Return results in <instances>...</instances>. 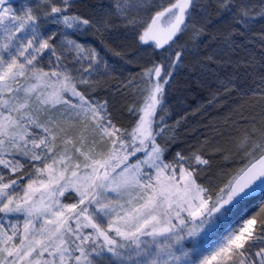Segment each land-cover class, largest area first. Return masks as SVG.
Returning a JSON list of instances; mask_svg holds the SVG:
<instances>
[{
  "label": "snow or ice",
  "instance_id": "1",
  "mask_svg": "<svg viewBox=\"0 0 264 264\" xmlns=\"http://www.w3.org/2000/svg\"><path fill=\"white\" fill-rule=\"evenodd\" d=\"M0 264H264V0H0Z\"/></svg>",
  "mask_w": 264,
  "mask_h": 264
},
{
  "label": "bare ground",
  "instance_id": "2",
  "mask_svg": "<svg viewBox=\"0 0 264 264\" xmlns=\"http://www.w3.org/2000/svg\"><path fill=\"white\" fill-rule=\"evenodd\" d=\"M105 0H103L104 3ZM87 2H95V0H87ZM258 27V26H257ZM123 31V30H120ZM91 38V37H90ZM183 37L181 38V42H183ZM91 40V39H90ZM119 98V97H118ZM206 99H207V93L203 92V91H196L194 93H192L191 95H189V97L187 98V100L185 101V103L181 106H179V108L174 111L173 115H172V119L169 121V123H174L177 119H180L181 117H185L183 120H181L180 126L177 129V137L179 140V137L181 138L182 136L184 137V139L182 138L183 141H180V143L183 144H192L197 142L198 140L200 142H205V139L207 138L208 143H205V146L209 149H212L213 147L217 146V143H214L213 146V139L209 137H203L204 135L199 136L198 133L202 132V127L201 124L196 123L197 122V118L199 116H201V114H205L207 113V111H210V115L214 114L213 110L209 109V107L206 105ZM204 104L205 107L203 109H200L199 111H197V108L199 105ZM228 105L231 106V109L235 107L234 104H232L231 101L228 102ZM185 113H187V115L185 116ZM184 121L186 122L187 125V129L184 128ZM185 129V131H181ZM228 130V129H227ZM226 131L223 132V136H227V134L225 133ZM228 135L229 134H233L234 133H230L229 131L227 132ZM195 139H198L197 141H195ZM191 140V141H190ZM229 169V167L226 166L225 170Z\"/></svg>",
  "mask_w": 264,
  "mask_h": 264
},
{
  "label": "trees",
  "instance_id": "3",
  "mask_svg": "<svg viewBox=\"0 0 264 264\" xmlns=\"http://www.w3.org/2000/svg\"><path fill=\"white\" fill-rule=\"evenodd\" d=\"M209 109L213 110L214 114L210 115L211 114L210 111H207V113L201 114V116L197 118L198 120L196 123L201 124L202 127L201 130L202 132H199L198 135L199 136L204 135L203 137H209V140L210 138L213 139V146L214 143H217V146H215L214 148L216 147L232 148L233 145L229 139L230 134L228 135L227 133L229 130L225 128L226 117L231 115L234 119L236 118L232 112L231 106L228 105L224 108H221L219 105H214L212 107H209ZM181 131H185V129ZM224 131H226L225 133L227 134V136L225 137L221 135V133H223ZM237 159L239 160L240 157L234 156L230 161L227 162L226 166L228 167L233 160H237ZM221 163H223V161H221Z\"/></svg>",
  "mask_w": 264,
  "mask_h": 264
},
{
  "label": "rangeland",
  "instance_id": "4",
  "mask_svg": "<svg viewBox=\"0 0 264 264\" xmlns=\"http://www.w3.org/2000/svg\"><path fill=\"white\" fill-rule=\"evenodd\" d=\"M115 2H116V0H105L104 1V3L106 4V5H114L115 4ZM167 2V0H156V3H166ZM141 15L143 16V18H144V20L145 21H147V22H150V16H151V13H148V14H144V13H141ZM120 30H123L124 31V29H120ZM123 31H121V32H123ZM89 39H91L90 37H89ZM117 100L118 101H120L121 100V98H117ZM183 125H184V128H186L187 129V125H186V122L184 121V123H183ZM182 138L184 139V137L182 136L181 138L179 137V142L180 141H183L182 140ZM191 141V140H190ZM195 141H197V139H195ZM195 143H201L200 141H197V142H195ZM182 144V143H181ZM206 147V146H205ZM214 148V147H213ZM222 161V160H221ZM234 161H236V162H234ZM234 162V163H233ZM240 166V159L238 160H233L232 161V163H230L229 164V169H227L226 171H228V170H230V169H235V168H237V167H239ZM21 225H22V218H21Z\"/></svg>",
  "mask_w": 264,
  "mask_h": 264
}]
</instances>
